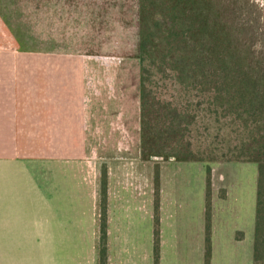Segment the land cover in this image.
<instances>
[{"label": "rangeland", "instance_id": "obj_1", "mask_svg": "<svg viewBox=\"0 0 264 264\" xmlns=\"http://www.w3.org/2000/svg\"><path fill=\"white\" fill-rule=\"evenodd\" d=\"M95 1L0 0V58L18 59V90L28 96L20 102L50 114L51 130L35 132L29 153L68 157L49 162L50 179L61 166L68 201L81 187L84 250H94L93 195L104 179L109 215L122 210L133 238L131 261L153 264L156 229L159 264H252L257 167L233 159L246 135L229 119L203 116L192 129L202 162L143 160L134 29L114 0L103 11ZM250 1L264 33V0Z\"/></svg>", "mask_w": 264, "mask_h": 264}, {"label": "trees", "instance_id": "obj_2", "mask_svg": "<svg viewBox=\"0 0 264 264\" xmlns=\"http://www.w3.org/2000/svg\"><path fill=\"white\" fill-rule=\"evenodd\" d=\"M97 1V9L105 10L106 2ZM113 3L134 29L141 158L202 162L192 143L193 126L203 116L229 119L247 137L234 147L233 159L257 167L252 264H264V33L259 32L257 7L250 0ZM97 204L99 264H107L104 179ZM159 249L155 229L153 264H159Z\"/></svg>", "mask_w": 264, "mask_h": 264}, {"label": "crops", "instance_id": "obj_3", "mask_svg": "<svg viewBox=\"0 0 264 264\" xmlns=\"http://www.w3.org/2000/svg\"><path fill=\"white\" fill-rule=\"evenodd\" d=\"M18 67V59L0 58V264H99L97 199L93 195L94 250L85 251L81 187L71 188L68 201L61 166H54L55 182L50 179L49 162L64 163L68 157L29 153L35 132L51 130L50 114L20 102L28 96L20 97ZM45 140L49 137L42 135ZM119 212L111 209L109 215L108 208L107 264H137L131 261L137 258L133 238L120 226ZM124 251L126 258L119 255Z\"/></svg>", "mask_w": 264, "mask_h": 264}, {"label": "water", "instance_id": "obj_4", "mask_svg": "<svg viewBox=\"0 0 264 264\" xmlns=\"http://www.w3.org/2000/svg\"><path fill=\"white\" fill-rule=\"evenodd\" d=\"M152 158H154V157H152ZM156 158V157H155ZM159 158V157H158Z\"/></svg>", "mask_w": 264, "mask_h": 264}]
</instances>
